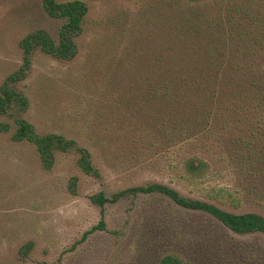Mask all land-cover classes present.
<instances>
[{
	"label": "rangeland",
	"instance_id": "rangeland-1",
	"mask_svg": "<svg viewBox=\"0 0 264 264\" xmlns=\"http://www.w3.org/2000/svg\"><path fill=\"white\" fill-rule=\"evenodd\" d=\"M82 1L88 14L77 57L61 60L35 48L28 76L16 89L28 98L23 117L35 130L76 139L91 151L101 176L83 173L72 153L56 154L47 169L33 144L0 132V264H161L167 255L184 264H264L259 231H233L211 214L183 207L160 192H128L111 200L120 190L160 182L185 197L217 204L213 188L226 186L237 192L240 205L222 208L264 216V141L259 161L245 168L231 159L230 141L210 143L207 153L214 166L209 164L204 179L188 180L180 166L168 163L178 160L171 150L179 145L166 138L148 112L137 110L140 95L130 76L122 75L132 73L137 57L165 38L161 31L173 24L183 32V43H193L201 55L199 38L205 37L227 58L233 59L239 48V59L264 70V49L250 44L245 49L239 38L240 32L264 33V0L194 3L191 7L207 16V21L197 19L198 37H192V23L185 20L191 10L186 0ZM63 22L48 15L41 0H0V84L22 63L23 36L44 30L57 40ZM0 120L12 124L4 116ZM136 123L151 141L149 149L135 145L130 129ZM183 147L178 151L194 153L191 146ZM100 191L109 199L102 207L90 200ZM101 217L105 229L82 239ZM23 246H29L27 254Z\"/></svg>",
	"mask_w": 264,
	"mask_h": 264
},
{
	"label": "trees",
	"instance_id": "trees-1",
	"mask_svg": "<svg viewBox=\"0 0 264 264\" xmlns=\"http://www.w3.org/2000/svg\"><path fill=\"white\" fill-rule=\"evenodd\" d=\"M41 1L48 15L63 19L64 22L57 40L52 39L44 30L28 33L19 40L22 63L0 84V116L10 118L12 124L0 120V132H11L12 140L33 144L47 169L54 164L56 154L72 153L76 155V166L83 173L99 178L100 170L93 164L91 151L87 147L79 145L76 139L59 133H38L34 125L23 117L28 108V98L16 89V84L28 76L33 50L38 48L55 58L73 60L79 53L78 38L84 31L88 14V6L82 0ZM186 1L191 7L194 3L208 0ZM174 16L177 17V12ZM198 17L207 21L205 14H200L195 7H191L185 20L192 23V37L200 35ZM170 19L174 20L172 12ZM182 36L184 34L177 26L170 25L167 32L161 31V37L165 38L154 40L151 49L137 57L132 73H122L123 76H130L132 85L140 95L137 110L140 113L148 112L151 120L162 125L163 134L169 136L166 138L179 145L177 150H171L172 153H178V160L172 164L171 158L168 163L169 166H180L188 174V180L197 182L204 179L209 164L214 166L207 153L213 142L230 141L233 144L231 159L235 166L245 168L250 164L253 167L262 155L260 152L264 141V70L259 72L257 63L239 59L238 52L242 51L239 48L235 49L233 59H229L225 52L217 48L211 49L209 44L212 42L203 37L199 38L203 41L202 49L205 50L204 55H201V49L196 51L193 43L185 45ZM239 38L245 49L249 48V44L254 48L264 49L263 32L256 36L240 32ZM254 40L258 41L256 45L251 43ZM132 48L133 45H130V52ZM130 131L137 148H150L151 141L144 136L141 123L133 124ZM187 146L194 150L192 155L185 153V150L178 151ZM69 183L74 190L75 178L71 177ZM137 191L166 194L183 207L211 214L233 231H259L264 234V216L261 214L252 211L232 212L220 206L240 205L237 192L226 186L213 188L212 197L217 200V204L185 197L176 189L160 182L120 190L111 200ZM90 200L100 207L109 201L102 191L92 194ZM96 229H105L102 217L96 225L83 233L82 239ZM23 248L24 254L30 250L29 246ZM161 264L184 263L178 257L167 255L161 259Z\"/></svg>",
	"mask_w": 264,
	"mask_h": 264
}]
</instances>
